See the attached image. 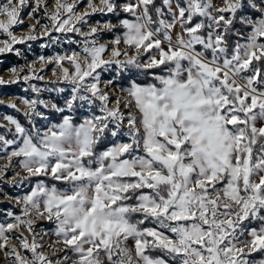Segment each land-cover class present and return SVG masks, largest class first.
Segmentation results:
<instances>
[{"label": "snow or ice", "instance_id": "6c2138e0", "mask_svg": "<svg viewBox=\"0 0 264 264\" xmlns=\"http://www.w3.org/2000/svg\"><path fill=\"white\" fill-rule=\"evenodd\" d=\"M0 36V56L79 49L0 75L34 94L0 98L28 125L0 117V193L29 187L7 197L5 264H264V0H2ZM48 65L55 87H38ZM61 84L63 107L41 98ZM40 108L60 122L38 127Z\"/></svg>", "mask_w": 264, "mask_h": 264}, {"label": "rangeland", "instance_id": "374dc122", "mask_svg": "<svg viewBox=\"0 0 264 264\" xmlns=\"http://www.w3.org/2000/svg\"><path fill=\"white\" fill-rule=\"evenodd\" d=\"M0 2H2V0H0ZM49 6H50V10L51 7L54 5V0H48ZM216 3L219 4V0H216ZM27 12L28 9H25L24 13H22V15L25 17V21L23 25H20L19 27L15 28L14 31L16 32L17 35H23L26 34L28 31V25L32 23V21H29L27 19ZM123 15V14H121ZM105 19H111L113 23L116 22V17H105V16H101V15H96L93 17V20H105ZM46 21H42V23H44ZM237 27L239 28L240 26L237 25ZM39 27L37 28V31H39ZM117 33H119L121 30L117 29L116 30ZM54 35H60V34H56L54 33ZM69 36H72V34H68ZM102 40L101 42H106L110 39L113 38L112 33H102ZM0 38H4L2 36H0ZM75 39H79V37H74ZM48 43V39L44 38V39H39L36 41H29L27 44H18L15 47L18 48L21 52L20 56H16L14 54H7L5 56H0V75H2L5 79H9V75L7 73V69L12 67V66H21L24 65L26 66L27 63L29 61H34L37 59V57L43 55L46 57H51L54 56L56 54H65L70 52L73 49L79 50L77 49L76 45L74 44H68V43H63L62 45L57 44V45H51L49 47H42V44ZM30 45V47H29ZM13 61H11V60ZM53 67V65H48L45 68V71L42 72L41 74L45 76V81H32V83H35L38 87H55V85H52L50 83L51 80L55 79V77L52 76L51 73V68ZM37 70H39L40 65L37 64L36 65ZM27 70V69H26ZM135 74V70H133L132 73H126V75H133ZM112 74L110 73H104L102 76V79H109L110 76ZM121 83H124V81L122 80ZM14 86L17 87V89L15 91H7V89L5 88L6 86H0V98H5V103L8 102V97H12V98H34V94L31 93L30 90L25 91V89L27 88V85H25L23 82L19 83V84H13ZM60 87H64L66 89V91L64 93H57V92H42L40 94L42 99H45L46 101L52 102V103H57L59 106L63 107L64 106V98L67 97L70 94V86L66 85V84H61L59 85ZM18 90H20V92H18ZM116 95H120L119 92L112 94L110 93L111 98L114 100L116 98ZM15 102L20 106L21 111L17 112L14 109L5 107L3 105H0V117H2L3 115L7 114V115H12L14 118L18 119L22 124H24L25 126L27 125V120L25 119V117L23 116L22 112H23V105L21 104V101L19 99H15ZM40 111H42L46 116H48V121L45 122L43 120H40L39 118H37V126L38 127H44L47 124L50 123H58L60 122L62 115L63 114H58L55 112H51L48 109H44V108H40ZM132 110L134 111V109H125V111H129ZM76 111H78V114L80 117H78L79 121H75V113H64V114H68V115H73L74 117V121L79 123L82 121V119L84 118V116L86 115H91L92 112H95L96 109L93 108L91 111L87 108V107H83V108H78ZM0 123H3L2 120H0ZM4 132V130L0 129V134H2ZM111 137H109V143H111ZM105 144H102L100 147H103ZM0 163H3V161H0ZM9 175H11V173H9ZM48 184H53V183H58L55 181H51L48 180L47 181ZM59 187L63 188L65 187L62 184H58ZM4 192L7 193V197H15V196H20L25 194L28 190L29 187L28 186H23V187H18V188H12L9 187L7 183H4L2 185ZM3 193H0V223H5L8 222V220L10 219L7 216V211H11L13 214L19 215L20 214V206L16 205L15 202L13 200H10L9 198H7ZM7 210V211H6ZM52 227L51 224H49L46 221L43 222H38L37 225V230H47L50 229ZM47 239V237L45 238ZM159 253H153V255H158ZM257 260L264 258L262 256H260L259 254L256 255ZM0 264H5V260L4 257L2 255H0Z\"/></svg>", "mask_w": 264, "mask_h": 264}, {"label": "trees", "instance_id": "16d2710c", "mask_svg": "<svg viewBox=\"0 0 264 264\" xmlns=\"http://www.w3.org/2000/svg\"><path fill=\"white\" fill-rule=\"evenodd\" d=\"M11 60V59H10ZM11 61H13V60H11ZM140 82L141 83H146V82H148L146 79H144L143 77H141V79H140ZM6 89H7V91H15L16 89H17V87L16 86H14V85H9V86H6L5 87ZM18 92H20V90H18ZM75 121H79L78 120V117H80L79 116V114H78V111H76V114H75ZM109 140L108 141H106L105 142V144H109ZM103 147H105V145L103 146ZM103 147H101V148H103Z\"/></svg>", "mask_w": 264, "mask_h": 264}]
</instances>
